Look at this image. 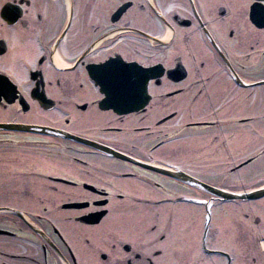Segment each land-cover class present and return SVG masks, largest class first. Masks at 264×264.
Here are the masks:
<instances>
[{
    "label": "flooded vegetation",
    "instance_id": "1",
    "mask_svg": "<svg viewBox=\"0 0 264 264\" xmlns=\"http://www.w3.org/2000/svg\"><path fill=\"white\" fill-rule=\"evenodd\" d=\"M176 1L0 0V57L34 59L23 85L0 72V264H102L113 230L155 235L153 221L199 251L154 252L157 264H216L222 253L202 245L246 208L235 264H264V194L247 197L264 189V32L245 21L264 23V0L256 13L258 0L165 10ZM113 62L156 71L132 111L93 91L96 69ZM50 158L90 169L95 183L38 171ZM112 174L125 195L96 186ZM85 197L101 199L84 211Z\"/></svg>",
    "mask_w": 264,
    "mask_h": 264
},
{
    "label": "snow or ice",
    "instance_id": "2",
    "mask_svg": "<svg viewBox=\"0 0 264 264\" xmlns=\"http://www.w3.org/2000/svg\"><path fill=\"white\" fill-rule=\"evenodd\" d=\"M176 4H168L165 8L166 11H170L174 7H178ZM225 8H230L231 5H221ZM243 7V6H241ZM42 13H38L40 15ZM259 15L264 18V9H261ZM247 26L251 30H257L256 26L259 25V31L264 32V23L251 24L245 17ZM8 32L14 38L13 48L17 47L20 40L16 29L9 25ZM34 63V59H28L21 55L20 52L14 51L9 56L0 57V72L8 73L18 84L23 85L27 79L26 67H31ZM96 82L102 87L96 88L93 86V91L97 96L104 97V103L106 105L111 104L116 107L122 106H135L143 103V93L150 90L149 77L156 75V71L147 67H136L133 65H127L122 62H113L108 65H100L95 72ZM27 91L26 89H24ZM14 93V89H13ZM35 103V101L33 102ZM5 108L11 107L6 101L3 102ZM19 107V105H16ZM68 119H74L69 117ZM86 135L87 133H81ZM175 135V133L173 134ZM11 138V137H5ZM87 163V158H81ZM139 159V157H136ZM43 167H40L38 171H47L49 175L65 176L67 175L75 184L79 185L95 183V179L89 180L88 176L94 175V173L88 168H80L70 162L62 161L57 158H50L44 162ZM61 169V170H58ZM176 171L181 169L176 168ZM84 177L83 181L81 177ZM115 174L100 177L101 183L96 186L103 189L106 193L112 196L125 195V189L122 188L118 181L114 178ZM264 186V177H261L260 181ZM88 200L91 207L85 208L84 211H91L94 204L93 200H99L100 197H85ZM119 201H113L118 203ZM251 207V206H250ZM248 208L244 209L243 215H238L230 219L227 223L216 225L214 231L210 235V243L202 245L203 248H213L215 251L222 253L216 264H235V256L242 252L240 245V238L247 236L250 222L246 219L249 214ZM257 216H264V212H258ZM152 227H158V232L153 235L146 233L142 237L130 238L127 235L120 234L118 231L113 230V234L116 239L112 241L110 248H101L100 251L107 255V259L102 264H157L156 257L153 253L168 255L169 250L173 254L183 255L190 253L192 257L199 258V251L194 247L187 238L182 239L180 236L174 235L173 232L163 225H160L159 221H153ZM133 239L139 240V246H133L132 251H125L122 247L126 242L128 244L133 243ZM93 247H96L95 243L90 241ZM259 245V241H257ZM226 257V258H225ZM203 264V261H201Z\"/></svg>",
    "mask_w": 264,
    "mask_h": 264
},
{
    "label": "water",
    "instance_id": "3",
    "mask_svg": "<svg viewBox=\"0 0 264 264\" xmlns=\"http://www.w3.org/2000/svg\"><path fill=\"white\" fill-rule=\"evenodd\" d=\"M255 21H257V20L255 19ZM136 108H137L136 105L135 106H129L128 109H126L124 111H132V110H134ZM213 191L215 193L220 194V195H223V196H225L227 198H235V197H241V196H243L241 194L231 193V192L223 191V190H219V189H213ZM263 194H264V189L259 190V191L251 192V193H249L247 195L250 196V197H257V196H260V195H263Z\"/></svg>",
    "mask_w": 264,
    "mask_h": 264
},
{
    "label": "rangeland",
    "instance_id": "4",
    "mask_svg": "<svg viewBox=\"0 0 264 264\" xmlns=\"http://www.w3.org/2000/svg\"><path fill=\"white\" fill-rule=\"evenodd\" d=\"M176 5H179L178 7H180L181 5H183L184 4V1L183 0H177L176 1V3H175ZM209 8H208V11L210 10H212V8H213V4L212 5H209L208 6ZM209 11V12H210ZM264 49V40H263V44H261L259 47H258V49L255 51V53H260L261 52V50H263ZM257 59V57H255V59L254 60H256Z\"/></svg>",
    "mask_w": 264,
    "mask_h": 264
},
{
    "label": "bare ground",
    "instance_id": "5",
    "mask_svg": "<svg viewBox=\"0 0 264 264\" xmlns=\"http://www.w3.org/2000/svg\"><path fill=\"white\" fill-rule=\"evenodd\" d=\"M258 14H259V12H258Z\"/></svg>",
    "mask_w": 264,
    "mask_h": 264
}]
</instances>
